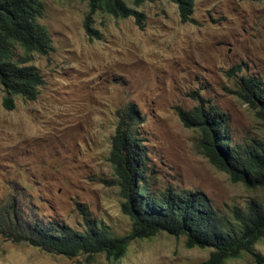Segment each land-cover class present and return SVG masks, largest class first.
I'll return each instance as SVG.
<instances>
[{"label": "rangeland", "instance_id": "obj_1", "mask_svg": "<svg viewBox=\"0 0 264 264\" xmlns=\"http://www.w3.org/2000/svg\"><path fill=\"white\" fill-rule=\"evenodd\" d=\"M126 1L142 14L140 22L134 15L91 14L84 0H42L40 24L52 49L30 56L29 65L44 79L38 99L13 96L10 110L0 82V204H14L24 222H57L83 232L90 219L118 237L130 235L110 156L117 113L133 105L152 192L202 193L228 220L235 209L264 206V188L234 183L216 168L202 152L200 131L178 114L216 107L234 143L264 139V126L236 94L243 77L264 84V0H194L189 23L169 0ZM89 17L94 32L86 28ZM255 249L264 257V240ZM212 252L162 232L132 241L120 261L99 254L89 262L0 236V264H205ZM226 264L255 261L242 254Z\"/></svg>", "mask_w": 264, "mask_h": 264}, {"label": "trees", "instance_id": "obj_2", "mask_svg": "<svg viewBox=\"0 0 264 264\" xmlns=\"http://www.w3.org/2000/svg\"><path fill=\"white\" fill-rule=\"evenodd\" d=\"M84 1L91 14L102 11L123 19L134 15L139 22L142 17L126 0ZM134 1L140 6L163 0ZM169 1L178 6L183 23L193 22L194 0ZM43 14L42 0H0V82L7 94L4 106L10 110L15 108L13 96L36 101L44 85L41 73L29 65L32 54L47 55L52 49L49 31L40 24ZM89 21L90 17L86 28L94 32ZM17 49L24 55L19 56ZM236 94L264 126V84L243 77ZM178 114L186 127L200 131L202 152L216 168L228 173L234 183L264 188V139L234 143L228 119L216 107L197 106L190 112L180 109ZM117 117L110 162L118 176L122 212L132 222L131 234L118 237L109 227L90 219H86L87 229L83 232L57 222H24V212L15 209L14 204H0V236L67 258L85 256L92 262L99 254L120 261L132 241L167 232L186 237L189 248H211L213 252L205 264H226L242 254L251 255L255 264H264L263 255L255 249L264 240V206L253 202L246 211L235 209L228 220L219 216L202 193L152 192L148 185V153L134 129L140 115L132 105L118 111Z\"/></svg>", "mask_w": 264, "mask_h": 264}, {"label": "bare ground", "instance_id": "obj_3", "mask_svg": "<svg viewBox=\"0 0 264 264\" xmlns=\"http://www.w3.org/2000/svg\"><path fill=\"white\" fill-rule=\"evenodd\" d=\"M125 145V144H124ZM217 148V147H216ZM238 151V150H237ZM141 155V154H140ZM239 177V176H238ZM257 206V205H256ZM262 209V208H261Z\"/></svg>", "mask_w": 264, "mask_h": 264}]
</instances>
